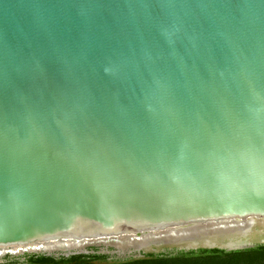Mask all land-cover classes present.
Instances as JSON below:
<instances>
[{"label": "water", "instance_id": "95a60500", "mask_svg": "<svg viewBox=\"0 0 264 264\" xmlns=\"http://www.w3.org/2000/svg\"><path fill=\"white\" fill-rule=\"evenodd\" d=\"M261 244L264 0H0V264Z\"/></svg>", "mask_w": 264, "mask_h": 264}, {"label": "trees", "instance_id": "16d2710c", "mask_svg": "<svg viewBox=\"0 0 264 264\" xmlns=\"http://www.w3.org/2000/svg\"><path fill=\"white\" fill-rule=\"evenodd\" d=\"M92 257L94 258L95 256ZM87 258L90 257L73 255L68 258L61 257L57 259L53 256L41 255L32 257L28 264H87L84 261ZM224 260H229V262ZM240 260H247L250 264H261L262 261L264 262V245L231 251L218 248H200L198 250L179 252L168 259L165 257L152 258L125 264H240Z\"/></svg>", "mask_w": 264, "mask_h": 264}, {"label": "flooded vegetation", "instance_id": "af4514ba", "mask_svg": "<svg viewBox=\"0 0 264 264\" xmlns=\"http://www.w3.org/2000/svg\"><path fill=\"white\" fill-rule=\"evenodd\" d=\"M261 245H264V244H261ZM257 246H259V245H255V246H252V247H247V248H253V247H257ZM242 249H245V248H242ZM236 250H240V249H236ZM228 251H231V250H228ZM177 253H175V254H173V253H171V254H169V255H166V256H164L166 259H168V258H172V255H173V257H174V255H176ZM91 258V257H90ZM90 258H87V259H85L84 261H85V263H87V264H95V263H93V261H92V259H90ZM139 260H147V259H139ZM224 261H227V262H229V260H224ZM224 261H221V262H224ZM241 261V263L240 264H250L249 263V261H247V260H240ZM230 262H232V261H230ZM261 264H264V262L262 261V263Z\"/></svg>", "mask_w": 264, "mask_h": 264}, {"label": "rangeland", "instance_id": "374dc122", "mask_svg": "<svg viewBox=\"0 0 264 264\" xmlns=\"http://www.w3.org/2000/svg\"><path fill=\"white\" fill-rule=\"evenodd\" d=\"M161 258V257H160ZM146 259H152V258H146ZM139 260V259H138ZM133 261H136V260H133ZM133 261H128V262H123V263H115V264H125V263H129V262H133ZM97 264V263H95Z\"/></svg>", "mask_w": 264, "mask_h": 264}]
</instances>
